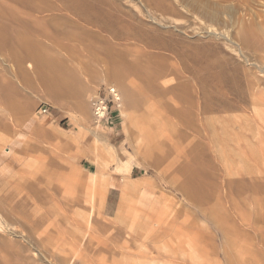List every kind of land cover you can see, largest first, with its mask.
I'll list each match as a JSON object with an SVG mask.
<instances>
[{"label": "rangeland", "instance_id": "rangeland-1", "mask_svg": "<svg viewBox=\"0 0 264 264\" xmlns=\"http://www.w3.org/2000/svg\"><path fill=\"white\" fill-rule=\"evenodd\" d=\"M263 27L264 0H0V264H264Z\"/></svg>", "mask_w": 264, "mask_h": 264}, {"label": "bare ground", "instance_id": "bare-ground-1", "mask_svg": "<svg viewBox=\"0 0 264 264\" xmlns=\"http://www.w3.org/2000/svg\"><path fill=\"white\" fill-rule=\"evenodd\" d=\"M257 24V23H256ZM260 25V24H259ZM260 26H262V25H260ZM253 27H254V24H253ZM263 30H264V27L262 28ZM248 30V29H247ZM23 40H27V39H23ZM21 41V40H20ZM21 43H23V42H21ZM28 44L29 45H31L29 42H28ZM27 44V45H28ZM38 47H40L39 45H38ZM40 52V51H39ZM41 54H42V52H41ZM20 56V55H19ZM22 57V56H21ZM43 57H44V55H40L39 53H37V52H35V51H29L28 50V52H27V54H26V56H24V57H22V58H18V62H22V61H24L26 58L27 59H32V60H34L35 62H36V66L37 67H39V75L41 76V78H43V80H45V78L47 77V74H45L44 72H43V66H42V61H43ZM121 64L122 63H116V64H114V63H112V65H113V71L111 72V75H112V77L113 78H115L117 81H119V82H122V80H123V75H124V73H125V69H126V71L127 72H131V74L133 73V71H137V68L135 67V66H133V65H128V64H123V68H124V70H122V67H121ZM41 70V71H40ZM142 70V69H141ZM159 71H160V69H158V70H154V71H152V72H149L148 73V75L145 77V79L147 80V82L145 83L146 84V86H151L152 85V81L154 80V78H156V76L158 75V73H159ZM146 72V71H145ZM143 73V72H142ZM59 75L58 74H53V77H55V79H57V78H59L58 77ZM144 77V76H143ZM142 77V78H143ZM57 80H59V79H57ZM154 83V82H153ZM155 84V83H154ZM125 85V84H124ZM131 91V90H130ZM129 91L125 88V93H128ZM131 93V92H130ZM127 96H128V94H127ZM129 101V100H128ZM143 140V139H142ZM190 167V166H189ZM188 168V166L186 167V169ZM184 170V169H183ZM187 170H189V169H187ZM186 170V171H187ZM185 171V170H184ZM125 184V183H124ZM125 191H124V193H125V195L127 194L128 195V190L130 191L131 190V186L128 184V183H126L125 184ZM185 188V190H186V192H187V194H188V196L194 201V203H203L204 202V199H203V196L201 197V196H198V195H196L195 194V192H194V190H192V189H190V187L189 186H184ZM124 189V188H123ZM133 189V188H132ZM128 198V197H127ZM207 199V198H206ZM205 199V200H206ZM209 199V198H208ZM207 199V200H208ZM189 211V210H188ZM234 236V235H233ZM235 243V242H234ZM236 244V243H235ZM190 249L193 251V254H195V252L197 251V248L195 247V246H190ZM214 249V248H213ZM231 259H232V256H231ZM230 259V260H231ZM236 260V259H235ZM234 262V261H233ZM232 263V262H231Z\"/></svg>", "mask_w": 264, "mask_h": 264}, {"label": "built area", "instance_id": "built-area-1", "mask_svg": "<svg viewBox=\"0 0 264 264\" xmlns=\"http://www.w3.org/2000/svg\"><path fill=\"white\" fill-rule=\"evenodd\" d=\"M109 95L111 96V99H108L107 96H102L100 94L96 95L92 99V105L94 109V116L98 121L104 120L110 110V103H117L120 100L119 93L116 91L115 88L109 89ZM48 112L47 107H42L40 109V113L46 114Z\"/></svg>", "mask_w": 264, "mask_h": 264}]
</instances>
